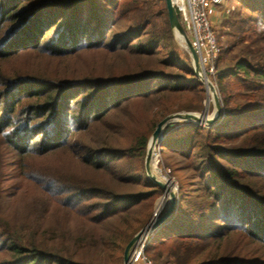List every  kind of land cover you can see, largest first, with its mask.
<instances>
[{
    "label": "trees",
    "instance_id": "trees-1",
    "mask_svg": "<svg viewBox=\"0 0 264 264\" xmlns=\"http://www.w3.org/2000/svg\"><path fill=\"white\" fill-rule=\"evenodd\" d=\"M241 1L257 28L215 69L222 117L160 141L177 191L144 249L155 264H264V0ZM233 76L241 110L223 87ZM204 99L164 0H0V264H123L163 193L148 138Z\"/></svg>",
    "mask_w": 264,
    "mask_h": 264
},
{
    "label": "water",
    "instance_id": "water-1",
    "mask_svg": "<svg viewBox=\"0 0 264 264\" xmlns=\"http://www.w3.org/2000/svg\"><path fill=\"white\" fill-rule=\"evenodd\" d=\"M164 2L167 11L169 26L174 32L175 36L180 38L184 42L189 53L192 70L194 74L198 77V79L202 82L206 90V103L211 102L213 108L211 113H208L207 105H205L203 111L200 112H173L163 116L157 121L147 141L144 168L147 177L162 189V199L160 201L159 207H157V209L153 213L152 217L148 220L146 225H144L139 231H137L130 239V241L126 244L123 251V264H131L129 256L135 244L139 241L146 239L152 234L155 229H157L161 224H163L169 219L172 211L174 210L176 202V182L167 179L169 181V184L168 186H166L164 183L156 179V177L150 171L149 164L151 147L153 146L154 150L159 147L160 141L163 137L164 128L170 123L188 122L194 123L199 126H210L217 123L223 115L222 106L217 95L216 89L212 82L206 77L204 69L199 61L198 54L189 37L187 36L186 32L181 26V23L174 10V7L172 6L171 0H164Z\"/></svg>",
    "mask_w": 264,
    "mask_h": 264
},
{
    "label": "rangeland",
    "instance_id": "rangeland-1",
    "mask_svg": "<svg viewBox=\"0 0 264 264\" xmlns=\"http://www.w3.org/2000/svg\"><path fill=\"white\" fill-rule=\"evenodd\" d=\"M215 7L217 10V21L216 23H212V24L216 31L217 42L220 44V51L221 52L223 51L222 53L223 58L220 61V63L217 65V67H215V69L220 70L222 68L230 67L233 64V62L236 60V58H240V56L248 49V47L254 40L253 31L256 30L257 26L254 23V21H256L255 13L247 9L245 3H243L241 0H224V2L221 5H218ZM172 35H173L175 45L178 47V49L182 53L186 52L189 56L188 50L184 42L180 38L176 37L173 31H172ZM251 51H254V50H251ZM205 74H206V77L214 85L217 95L219 94L220 96V92H218V89H217V84L215 81L214 73L211 74L210 72L205 70ZM239 77L240 76H233L232 78L226 77L223 82V85H224L223 87H225V95L228 98L229 107L231 109H237V110L243 109V106L245 105V100L243 97V94L245 92L244 90L245 84H241L238 81ZM205 105H207L206 90H205V99L203 102V107L202 109L198 111L199 112L203 111ZM212 108L213 106H212V103L210 102L207 106L208 113H211ZM183 111H189V110H181V111H175V112H183ZM174 124L176 123H170L169 125H167L164 128V132L169 131L172 127H174ZM158 149L159 147L155 149L157 168L159 169L161 175L164 178L176 182V179L172 177L171 175H169L168 172L161 167L159 163L160 156H159ZM6 171L7 169L5 170V168H3L4 178L2 182L4 184V188L10 184V181L6 179V175H5ZM162 194L156 201L153 213L155 212L157 207H159L160 205ZM50 223L53 226L56 223L55 219L52 218L50 220L45 221V226L51 225ZM150 260L152 264H155L151 258Z\"/></svg>",
    "mask_w": 264,
    "mask_h": 264
},
{
    "label": "built area",
    "instance_id": "built-area-1",
    "mask_svg": "<svg viewBox=\"0 0 264 264\" xmlns=\"http://www.w3.org/2000/svg\"><path fill=\"white\" fill-rule=\"evenodd\" d=\"M224 0H171L182 28L192 42L204 69L214 73L218 42L216 31L208 15V6L221 5ZM148 237L135 244L130 252L131 264H152L144 249Z\"/></svg>",
    "mask_w": 264,
    "mask_h": 264
},
{
    "label": "bare ground",
    "instance_id": "bare-ground-1",
    "mask_svg": "<svg viewBox=\"0 0 264 264\" xmlns=\"http://www.w3.org/2000/svg\"><path fill=\"white\" fill-rule=\"evenodd\" d=\"M209 103L210 102H207V106H208ZM149 166H150L149 168H150L151 173L156 177V179H158L159 181L164 183L166 186H168L169 181L161 175L159 169L156 166V153H155V150H154L153 146L151 147L150 164H149Z\"/></svg>",
    "mask_w": 264,
    "mask_h": 264
},
{
    "label": "crops",
    "instance_id": "crops-1",
    "mask_svg": "<svg viewBox=\"0 0 264 264\" xmlns=\"http://www.w3.org/2000/svg\"><path fill=\"white\" fill-rule=\"evenodd\" d=\"M208 15H209V19L212 23H216L217 21V10L215 6H208Z\"/></svg>",
    "mask_w": 264,
    "mask_h": 264
}]
</instances>
